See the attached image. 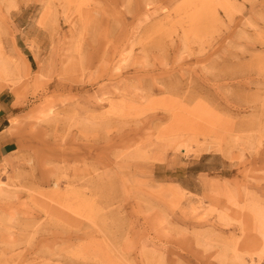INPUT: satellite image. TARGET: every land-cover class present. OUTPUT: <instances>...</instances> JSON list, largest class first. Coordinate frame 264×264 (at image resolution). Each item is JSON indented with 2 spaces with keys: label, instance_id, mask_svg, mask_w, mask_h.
<instances>
[{
  "label": "rangeland",
  "instance_id": "1",
  "mask_svg": "<svg viewBox=\"0 0 264 264\" xmlns=\"http://www.w3.org/2000/svg\"><path fill=\"white\" fill-rule=\"evenodd\" d=\"M227 3L0 0V264H264V0Z\"/></svg>",
  "mask_w": 264,
  "mask_h": 264
},
{
  "label": "crops",
  "instance_id": "2",
  "mask_svg": "<svg viewBox=\"0 0 264 264\" xmlns=\"http://www.w3.org/2000/svg\"><path fill=\"white\" fill-rule=\"evenodd\" d=\"M13 109V100H9V95L0 93V161L18 147L17 131L11 123L15 115Z\"/></svg>",
  "mask_w": 264,
  "mask_h": 264
},
{
  "label": "bare ground",
  "instance_id": "3",
  "mask_svg": "<svg viewBox=\"0 0 264 264\" xmlns=\"http://www.w3.org/2000/svg\"><path fill=\"white\" fill-rule=\"evenodd\" d=\"M205 2H206V6L208 7V6H213L212 4H213V0H205ZM202 3V2H201ZM223 3L225 4V3H227V0H223ZM204 4V3H203ZM228 4V3H227ZM229 5V4H228ZM228 5H226V6H228ZM52 23V22H51ZM8 56H6V58H4V63L5 64H8V63H11V59H13V58H11V59H9V57L7 58ZM13 63V62H12ZM41 70V69H40ZM39 73H40V71H39ZM41 73H43L42 72V70H41Z\"/></svg>",
  "mask_w": 264,
  "mask_h": 264
}]
</instances>
